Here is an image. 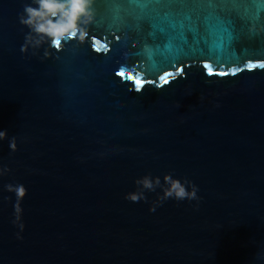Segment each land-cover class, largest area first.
I'll use <instances>...</instances> for the list:
<instances>
[{
	"label": "water",
	"instance_id": "obj_1",
	"mask_svg": "<svg viewBox=\"0 0 264 264\" xmlns=\"http://www.w3.org/2000/svg\"><path fill=\"white\" fill-rule=\"evenodd\" d=\"M25 3L0 0V264H264V0H95L83 43L22 52ZM165 174L200 200L124 198Z\"/></svg>",
	"mask_w": 264,
	"mask_h": 264
},
{
	"label": "clouds",
	"instance_id": "obj_2",
	"mask_svg": "<svg viewBox=\"0 0 264 264\" xmlns=\"http://www.w3.org/2000/svg\"><path fill=\"white\" fill-rule=\"evenodd\" d=\"M94 20L95 0H31V3L23 5V11L18 14L20 25L29 29L21 51H26L29 47L39 49L46 43L48 47H53L65 38L71 40L78 37L79 42L83 43ZM44 54L47 55L46 50ZM6 138V131H0V140ZM13 141L14 138L10 140L9 147L14 149ZM8 171L6 167L2 168L0 175ZM162 179L163 183L159 177L144 175L134 181L135 191L127 193L124 198L132 202H147L145 191L154 192L160 188L162 194H157L156 200L151 202L150 212H154L156 207L168 199L200 200L197 195L198 187L187 178L181 180L165 174Z\"/></svg>",
	"mask_w": 264,
	"mask_h": 264
},
{
	"label": "snow or ice",
	"instance_id": "obj_3",
	"mask_svg": "<svg viewBox=\"0 0 264 264\" xmlns=\"http://www.w3.org/2000/svg\"><path fill=\"white\" fill-rule=\"evenodd\" d=\"M57 44H59V42H57ZM118 74L121 75V76H123L124 75V72L123 71H119ZM137 83H139V81H137Z\"/></svg>",
	"mask_w": 264,
	"mask_h": 264
}]
</instances>
